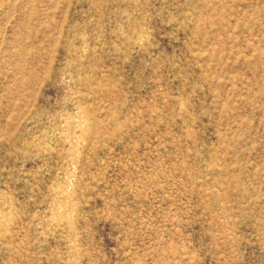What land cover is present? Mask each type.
Listing matches in <instances>:
<instances>
[{
	"label": "rangeland",
	"instance_id": "1",
	"mask_svg": "<svg viewBox=\"0 0 264 264\" xmlns=\"http://www.w3.org/2000/svg\"><path fill=\"white\" fill-rule=\"evenodd\" d=\"M0 264H264V0H0Z\"/></svg>",
	"mask_w": 264,
	"mask_h": 264
}]
</instances>
